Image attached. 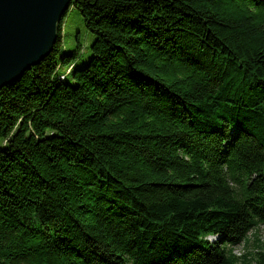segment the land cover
I'll list each match as a JSON object with an SVG mask.
<instances>
[{
  "label": "trees",
  "instance_id": "trees-1",
  "mask_svg": "<svg viewBox=\"0 0 264 264\" xmlns=\"http://www.w3.org/2000/svg\"><path fill=\"white\" fill-rule=\"evenodd\" d=\"M58 35L0 90V264H264L233 253L264 225V0H72Z\"/></svg>",
  "mask_w": 264,
  "mask_h": 264
},
{
  "label": "water",
  "instance_id": "water-1",
  "mask_svg": "<svg viewBox=\"0 0 264 264\" xmlns=\"http://www.w3.org/2000/svg\"><path fill=\"white\" fill-rule=\"evenodd\" d=\"M71 1L0 0V90L53 52Z\"/></svg>",
  "mask_w": 264,
  "mask_h": 264
},
{
  "label": "rangeland",
  "instance_id": "rangeland-1",
  "mask_svg": "<svg viewBox=\"0 0 264 264\" xmlns=\"http://www.w3.org/2000/svg\"><path fill=\"white\" fill-rule=\"evenodd\" d=\"M94 39L95 36L86 29L80 13L74 7L71 8L64 18L62 41L65 49L77 53L75 62L79 66L84 65L90 56V47ZM242 245L243 243L237 248L242 256L246 255L249 259L256 252L264 250V228L252 231L248 236L247 243Z\"/></svg>",
  "mask_w": 264,
  "mask_h": 264
},
{
  "label": "built area",
  "instance_id": "built-area-1",
  "mask_svg": "<svg viewBox=\"0 0 264 264\" xmlns=\"http://www.w3.org/2000/svg\"><path fill=\"white\" fill-rule=\"evenodd\" d=\"M260 228H264V225H262ZM242 246H244V243H243V245ZM239 247V246H238ZM234 254H236L237 256H241L242 255V253H240L239 252V250H238V248L237 247H235L234 248Z\"/></svg>",
  "mask_w": 264,
  "mask_h": 264
}]
</instances>
